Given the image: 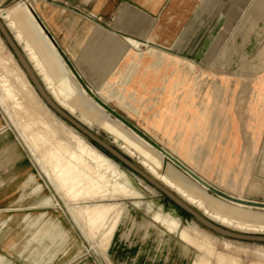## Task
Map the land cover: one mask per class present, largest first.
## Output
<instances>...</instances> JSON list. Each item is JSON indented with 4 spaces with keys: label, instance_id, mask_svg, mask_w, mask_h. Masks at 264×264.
<instances>
[{
    "label": "rangeland",
    "instance_id": "1",
    "mask_svg": "<svg viewBox=\"0 0 264 264\" xmlns=\"http://www.w3.org/2000/svg\"><path fill=\"white\" fill-rule=\"evenodd\" d=\"M41 1L43 0H0V7L11 14L18 30L22 31L28 42L34 44L38 56L43 60V66L52 74L57 89L63 88L64 83L60 80V72L53 65L51 53L54 52L61 58L66 72L83 92L84 99L97 110L93 116L88 110L79 109L81 113L91 117V130L119 151L121 150L112 141H117L123 148L130 150L134 157L125 155L133 162H146L169 180L177 176V185L193 201L200 203L203 210L217 217L219 221L225 220L228 228L238 232L264 234V207L235 202L212 193L94 100L67 66L53 39L79 74L77 57L85 59L86 56L83 53L77 55L81 54V41L69 42L59 31L55 32L49 24L50 15L44 14L41 9ZM47 1L48 5H59L64 11L61 21L69 22L67 25L75 27L74 31L78 35L91 23L89 21H94L115 34V37L119 38L118 41H121L120 37L128 36L130 39L124 40L132 42L142 53L145 49L141 44L149 40L144 59L141 57L132 62L129 54L128 59L124 60V65L115 72L104 71L89 57L95 66L111 78L110 80H119L131 72L132 81L124 86L117 82L113 87L122 94L133 93L128 99L134 106V112L121 103L109 101L96 93L89 87L87 79L80 74L82 80L96 96L201 179L238 199L253 200V203L264 202V197L258 194L264 193V169L259 161L261 154L264 155V113L252 119L253 121L247 117L249 109L253 106L256 87L262 81L261 78H264V0H163L155 8L144 6L138 1L116 0V6H130L126 14L127 19L124 18L123 21L131 16L127 22L116 26L110 23L111 20H99V12L94 10L97 0ZM29 18L39 27L48 46L35 38L28 24ZM73 21L74 26L71 24ZM4 46L7 47V44L0 35V56L6 58ZM173 59L176 62L173 64L176 73L172 80H166L162 84V74L169 72V62ZM136 76L138 79L133 81ZM207 81L218 84L224 93L221 100L207 101L204 109V113H208L218 107L210 116L217 119L212 129L219 123L227 125V128L222 130L223 134L217 135V131L212 134L219 137L217 145H221L227 138L225 133L232 134L231 140L211 157L210 162L215 163L217 158L223 161L221 167L229 168L228 173L234 174L235 181L221 177L196 158L190 159L164 135L149 126H156L162 115L151 118L149 125L146 122L147 117L161 111L160 108L169 107L172 111L168 115L177 114L178 123H182L186 109L194 114L192 106L195 97L191 92L192 88L198 82ZM107 82L106 80L104 84ZM167 87L168 95L154 108L157 97L161 95L162 89ZM259 94L264 95V92ZM71 102L75 107L83 104V101L75 96ZM34 109L29 106L27 114L24 115H31L35 112ZM7 110L0 103V264H190L192 261L193 264H264V243L236 240L208 230L157 189L155 196L177 209L183 216V224L189 220L197 226V230L205 237L201 239V245L181 241L176 235L141 215L130 205L132 200L122 198L88 201L99 202L101 205L118 204L120 208L128 209L117 227L124 222L131 224L132 219L136 222L132 232L126 237L119 234L126 233L129 226L122 225L107 248L105 239L101 242L95 239L94 243L81 230L64 198L40 169L26 146L19 125L30 122V127H33L35 123L30 121V117L27 119L23 116L19 108L17 114L13 112L21 119L18 120V125ZM52 114L55 122L75 131L120 170L154 189L142 177L76 131L72 125L55 113ZM249 124L258 132L255 148L249 145ZM188 125L189 119L184 126ZM31 129L41 135L45 145L58 148L37 125ZM206 131L210 132L209 129ZM139 223H144L145 229H139ZM93 233L96 235L98 231ZM145 233L148 234L147 238Z\"/></svg>",
    "mask_w": 264,
    "mask_h": 264
},
{
    "label": "bare ground",
    "instance_id": "2",
    "mask_svg": "<svg viewBox=\"0 0 264 264\" xmlns=\"http://www.w3.org/2000/svg\"><path fill=\"white\" fill-rule=\"evenodd\" d=\"M0 19L6 25L38 78L55 102L91 130V117L84 115L79 109H86L93 116H95L97 110L84 99L83 92L77 88L76 83L71 79L68 72H66L61 58L56 53H51L53 65L60 72V80L64 83L63 88L57 89L52 74L43 66V60L38 56L34 44L28 42L22 31L18 30L15 19L6 9L1 7ZM28 24L35 38L40 43L48 46L43 35L40 33L39 27L34 24L31 18H29ZM148 43L149 40L141 44L145 49L142 53L138 50V47L130 41L121 40L117 42L118 45L120 44L125 46L124 48H128L130 59L132 58L133 60L132 62H135L137 58L142 57V59H144L145 52L149 47ZM8 49V46H4L3 51L6 52V58L0 56V103L4 108L8 109L7 111L10 112L18 125V120H21L18 119L19 116H15L18 109L20 108L21 111H19L23 112V116H26L24 113L28 111L29 106L35 108V112L33 110L32 112L34 113H31V115L28 114L26 118L28 119V117H30V121L35 123V125L41 129V132L43 131L42 133H45V136H48L58 148L45 145L46 143H43L44 140L41 138V135H38L35 130L31 129L35 127V125L30 127V122L19 125L21 134L27 148L36 159L40 169L48 176L60 196L64 198L67 208L73 218L81 226V230L84 231L94 243L97 240H100L99 242L104 239L107 240L108 244L105 247L107 248L118 223H120L121 218L128 209H122L118 204L101 205L99 202L89 203L88 201L102 198H122L132 200L130 205L140 214L157 223V225L159 224L163 229L176 235L186 243L201 245L203 242L201 239L204 235L197 230V226L189 220H186V223L183 224V216L179 214L177 209L169 202L156 197L155 188L153 189L145 182L137 180L132 175L120 170L114 163L102 156L98 150L92 148L88 142L75 131H70L61 123L55 122V118L52 114V112H55L50 109L38 95L12 51L9 49L10 52ZM84 57L85 59H82L80 56L77 57L78 69L80 74L87 79L89 87L109 101H117L124 107H127L129 111L134 112V106L128 99L132 97L133 93L128 92L127 94H122L113 87V84L117 82H120L122 86H124L132 81L130 76L131 72L119 80H110L111 78L95 66L89 57ZM175 63L174 59L169 62V72H165L164 75L162 74L161 81L165 82L166 80L173 79L176 73V70H173V64ZM134 79H138V76L133 78V81H135ZM263 79L264 78H261V80ZM106 80L108 82L104 84ZM211 82H198L192 88L191 92L195 97V102L192 106L194 114H191L190 110L186 109L183 114L182 123H178L176 118L177 114L174 116L168 115L172 111L169 107L160 108L161 111L155 112L153 116H148L146 122L149 125L148 121L151 118L160 117L162 115L161 121L157 122L156 126H149H152L154 130L164 135L169 142L175 144L177 148L185 152L190 159L193 160L196 158L198 159L197 161L218 173L221 177L223 176L227 180L235 181L234 174L228 173L229 168L225 166L221 167L223 161L217 158L215 163L210 162L211 157H213L214 154L216 155L227 141L231 140L232 135L230 132L225 133L228 136L221 145H217L219 137L212 135L216 131L218 132L217 135L223 134L222 130L227 128V125L225 123H219L212 129L217 119H213L210 116L213 115L214 110L218 109V107L212 109L213 111L204 113L207 101L209 102L210 99L221 100V96L224 94L218 84ZM167 90L168 87L162 89L161 95L156 99L157 103L154 105V108H156L164 97L168 95ZM73 96L83 101L80 107H75L72 104L73 102H71V100ZM143 96H145L144 92ZM13 112L16 113L14 114ZM220 115L222 116V113ZM187 119H189V125L184 126L186 125ZM206 129H209L210 132L206 131ZM76 131L78 130L76 129ZM112 143L128 157H134L130 150L123 148L117 141H112ZM206 143H208L210 147H207ZM137 162L149 174L170 188L184 201L200 210L210 220L227 228L229 227V225L226 224L227 222L225 223V220H217V217L203 210L200 203L193 201L189 195L177 185V176L173 179H176L175 181L172 179L169 180V178L167 179L160 175L155 168L146 162L139 160H137ZM95 230L98 231L96 235L93 233ZM193 262L194 261L191 263L193 264Z\"/></svg>",
    "mask_w": 264,
    "mask_h": 264
},
{
    "label": "water",
    "instance_id": "3",
    "mask_svg": "<svg viewBox=\"0 0 264 264\" xmlns=\"http://www.w3.org/2000/svg\"><path fill=\"white\" fill-rule=\"evenodd\" d=\"M48 32V31H47ZM49 34V32H48ZM0 35L4 39L5 43L9 47V49L12 51L13 55L17 59L19 65L25 72L28 80L35 88L38 95L42 98V100L46 103V105L52 109L58 116H60L62 119H64L67 123L72 125L74 128H76L80 133H82L85 137H87L89 140L93 141L98 147L104 149L107 151L113 158L117 159L120 163L125 165L127 168L131 169L134 173L142 177L144 181L152 185L155 189L160 191L165 197H167L172 203H174L176 206L181 208L183 211L191 215L197 223L204 226L208 230L220 234L222 236H226L229 238H233L236 240H242V241H253V242H261L264 243V234H250V233H244V232H238L235 230H232L230 228H227L223 225H220L212 220H210L207 216H205L201 211L193 207L188 202L184 201L181 197H179L175 192H173L170 188L165 186L163 183L158 181L155 177H153L151 174H149L145 169H143L141 166H139L137 163L133 162L131 159H129L125 154H123L122 151H119L115 147H113L110 143L105 141L102 137L98 136L95 132L90 130L88 127L83 125L81 122H79L75 117H73L70 113H68L65 109H63L61 106H59L55 100L51 97V95L47 92L44 85L38 78L37 74L33 70L32 66L28 62L27 58L25 57L23 51L7 29L6 25L3 23V21L0 19ZM50 35V34H49ZM52 38V36L50 35ZM53 42L55 46L57 47L58 52L60 53L61 57L67 64V66L70 68V70L73 72L74 76L78 79L79 83L85 88V90L94 98V100L101 105L103 108H105L108 112H110L113 116L117 117L119 120H121L124 124L132 128L135 132H137L141 137H143L147 142H149L151 145H153L156 149L163 152L166 157L171 159L175 164H177L183 171L188 173L191 177L195 178L197 181H199L201 184H203L205 187L209 189L212 193H215L216 195H219L221 197H224L226 199L252 205V206H260L264 207V202L260 203H253L255 201L253 200H245V199H238L237 197L231 196L216 187H213L211 184L207 183L203 179H201L198 175L193 173L187 166L179 162L177 159H175L173 156H171L169 153H167L160 145H158L153 139H151L149 136H147L143 131L138 129L135 125L130 123L128 120H126L122 115H120L115 109L110 107L107 103H105L103 100H101L98 96H96L92 90L85 84V82L82 80L81 75L78 73V71L73 67V65L70 63L69 59L66 57L64 51L59 47L57 42L53 39Z\"/></svg>",
    "mask_w": 264,
    "mask_h": 264
},
{
    "label": "crops",
    "instance_id": "4",
    "mask_svg": "<svg viewBox=\"0 0 264 264\" xmlns=\"http://www.w3.org/2000/svg\"><path fill=\"white\" fill-rule=\"evenodd\" d=\"M128 1L130 2L138 1L140 2V4L142 3L144 6H147L149 8H155L158 7L160 5V2L163 0H128ZM41 2H42L40 4L41 9L44 14L48 13L50 15L49 24L51 28L55 30V32L59 31L60 34L64 35L65 39L69 42H71L72 40L81 41V43L79 42L80 43L79 46L81 48V54H77V55H82L83 53L87 57H91L93 62L96 65H99L106 72H115L120 70L119 68L124 65V60L128 59L130 53L128 48H124L125 46L117 44L119 38L115 37L116 36L115 34H113L108 30H105L104 27L99 23H96L94 21H89L91 23L86 25L84 27L83 32L80 35H78V33L74 31L75 27H69V25H67L69 24V22L64 23L61 21V17L63 15L62 12L64 11L60 9L58 4H53L50 2L51 4L48 5L47 0H43ZM117 5L118 6H116V0H97L95 1L94 10L96 12H99V20L101 22L105 20H111L110 23L116 26V24H122L127 22L131 17L130 16L128 20L123 21L124 18L127 19L126 14L128 13L129 11L128 9L130 8V6L126 4L125 5L117 4ZM129 13H131V11ZM71 24L74 26L75 22L73 21L71 22ZM124 38H129V37L128 36L120 37L121 40H124ZM73 45L74 43H72V46ZM113 51H114V55H113ZM177 70L179 71V69ZM161 83L163 84L164 82L162 81ZM261 91L264 92V80L258 83L256 87L255 94L253 97V106L251 109H249L247 116L250 120L257 118L260 114L264 113V95L259 94ZM248 129H250L249 136L251 139V144L249 145L255 148L257 146V140H258L257 129L255 127H251L250 124L248 126ZM262 148H264V142ZM259 161L261 162L262 168L264 169L263 154H261ZM258 194L264 197V193H258ZM130 222L131 224L129 225L126 222L121 223L114 231L113 236L115 235L116 232L119 231V228L122 225H125L126 227L129 226V229H127L126 233H120L119 235L125 237L127 235H130L136 223V222L134 223L133 219ZM139 229H145V224L139 223ZM147 235L148 234L145 233L144 236H146L147 238Z\"/></svg>",
    "mask_w": 264,
    "mask_h": 264
}]
</instances>
